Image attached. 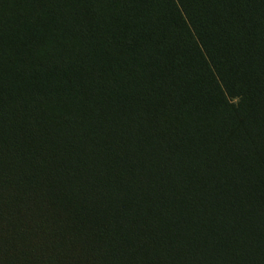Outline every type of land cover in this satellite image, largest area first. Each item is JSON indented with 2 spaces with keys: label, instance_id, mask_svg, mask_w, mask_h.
<instances>
[{
  "label": "trees",
  "instance_id": "16d2710c",
  "mask_svg": "<svg viewBox=\"0 0 264 264\" xmlns=\"http://www.w3.org/2000/svg\"><path fill=\"white\" fill-rule=\"evenodd\" d=\"M62 1L22 0L41 2L37 26L0 2V153L10 167L68 148L82 179L64 163L40 180L61 179L57 196L80 204L96 185L101 202L85 208L73 250L61 237L34 253L4 245L0 264H89L101 253L90 235L116 231L133 264H264V0ZM96 46L114 53L111 75ZM164 68L178 85L145 70ZM210 115L220 123L204 124ZM98 138L110 147L95 149Z\"/></svg>",
  "mask_w": 264,
  "mask_h": 264
},
{
  "label": "rangeland",
  "instance_id": "374dc122",
  "mask_svg": "<svg viewBox=\"0 0 264 264\" xmlns=\"http://www.w3.org/2000/svg\"><path fill=\"white\" fill-rule=\"evenodd\" d=\"M4 0H0V2ZM70 0L62 1L61 4L65 7L68 6ZM22 0H11L10 7L12 6V11L15 14H25L26 17L33 21L32 26L40 25L42 20L38 17V9L40 8V3L35 4L31 8L26 7L22 4ZM54 8L48 6V10L52 12ZM75 46L67 47V55L71 59V64L68 69H76L77 53L78 49ZM57 52V51H56ZM94 52L103 56L105 59V66L110 69V65L113 63L114 53L106 49H100L98 46L95 47ZM39 61V54L35 55ZM70 59V58H69ZM32 62V61H31ZM30 62V63H31ZM37 61L33 64H36ZM31 65L25 64L23 68L30 67ZM105 67V68H106ZM33 69H37L34 67ZM107 70L106 74L111 75L110 70ZM143 70V69H142ZM148 72H155L160 74L161 77L169 79V81L174 85L179 84L178 74L172 75L169 73V69H145ZM45 76L46 74L43 73ZM172 75V76H171ZM64 77L61 80L64 81ZM137 81H133L134 86L137 85ZM115 81L109 80L111 86L115 85ZM235 100V99H233ZM236 101V100H235ZM149 104L153 103L152 99H147ZM67 108H72L71 105ZM230 114H234L232 110L229 111ZM202 122L206 125L212 123H220V120L214 115H210L209 118H203ZM60 119H57L56 123H60ZM85 128L78 130L77 133L80 137L85 139L91 138V132L86 120L82 122ZM70 137L68 138V140ZM213 139H215L214 146L216 148H224L227 146L225 142L226 137L223 136L222 132H217ZM102 145L110 147V140L107 138H98V144H96L95 149L101 151ZM68 148H61L57 151L58 154L52 155L49 159L44 161L40 156H31L28 158L27 162L19 161L18 163L10 165L9 162L12 161L8 158V155L1 151L0 158L3 159L2 168L0 169V187L3 190L5 197H9L11 206L15 208V213L13 217L9 220L7 217L2 219L0 222V248L7 246V248L16 253H21L22 249L27 252H36L39 249H48L53 238L63 239V245L66 250L69 251L76 248L78 239L83 235V230L80 226L81 220L88 219L84 215V210L87 207H92L95 209L98 206L99 200L98 194L100 192L98 186L92 185L91 196L83 204H80L79 199L71 198L68 200L60 199L57 196L59 184L61 179H56L50 177V181L47 183L42 179V172L44 168L50 170L57 168L58 165L67 163L73 169L69 177L72 180L82 179L83 165L78 155L71 151L68 154ZM102 153V152H101ZM100 153V155H101ZM33 155V154H32ZM109 179V177H108ZM112 179V175H110ZM100 195V194H99ZM101 199V198H100ZM6 202L9 205V200L6 198ZM27 206L29 208H27ZM77 213V214H76ZM77 219L74 220L75 215ZM48 215V220L45 216ZM105 219L108 220L107 214ZM80 220V222H78ZM80 223V224H79ZM69 226V229L62 233L64 229ZM9 231H14L17 237L14 236L12 240H9ZM93 230H90L92 233ZM66 234V236H65ZM119 231L114 233H109L106 237L99 238L94 232L90 235V243H99L101 247L100 256L95 257L94 254H87L84 257V261L89 262V264H133L131 260L130 246L131 244L126 242L122 243ZM130 245V246H129ZM95 247V246H93ZM90 247V248H93ZM132 247V246H131ZM138 261V258H137Z\"/></svg>",
  "mask_w": 264,
  "mask_h": 264
}]
</instances>
